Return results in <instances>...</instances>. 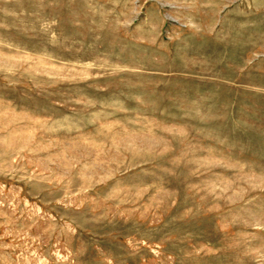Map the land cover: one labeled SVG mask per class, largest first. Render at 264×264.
Here are the masks:
<instances>
[{
	"label": "rangeland",
	"instance_id": "374dc122",
	"mask_svg": "<svg viewBox=\"0 0 264 264\" xmlns=\"http://www.w3.org/2000/svg\"><path fill=\"white\" fill-rule=\"evenodd\" d=\"M0 264H264V0H0Z\"/></svg>",
	"mask_w": 264,
	"mask_h": 264
}]
</instances>
